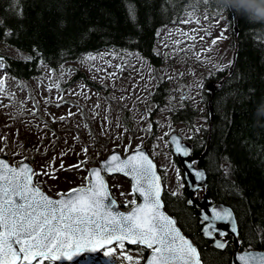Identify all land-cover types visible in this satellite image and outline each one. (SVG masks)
Masks as SVG:
<instances>
[{
  "label": "trees",
  "instance_id": "16d2710c",
  "mask_svg": "<svg viewBox=\"0 0 264 264\" xmlns=\"http://www.w3.org/2000/svg\"><path fill=\"white\" fill-rule=\"evenodd\" d=\"M192 5L207 18L224 20L232 53L231 13L216 0H0V43L20 55L1 56V70L15 81H29L40 75L41 65L54 72L85 55L105 51L133 54L158 67L157 32L177 24L185 12L193 10ZM233 15L236 48L230 74L211 95L204 92L206 84L220 81L227 68L203 79L201 111L183 101L166 114L172 125L190 131L202 114L205 127L191 131L195 134L186 140L192 146L191 157H198L206 145L209 105L212 118L207 149L194 165L205 173L209 200L232 210L239 250L251 245L252 250L264 251V23H249L244 17L237 21L235 12ZM77 79L90 84L83 74L71 81ZM168 94L164 81L153 87L149 99L155 113L165 108ZM151 116L148 120L153 129ZM172 162L182 183L173 156ZM161 199L164 211L197 247L203 264H230V241L218 251L203 239L198 211L186 206L183 189L176 195L163 189Z\"/></svg>",
  "mask_w": 264,
  "mask_h": 264
},
{
  "label": "rangeland",
  "instance_id": "374dc122",
  "mask_svg": "<svg viewBox=\"0 0 264 264\" xmlns=\"http://www.w3.org/2000/svg\"><path fill=\"white\" fill-rule=\"evenodd\" d=\"M188 12L177 24L157 32L154 51L161 59L158 67L133 54L105 51L85 55L54 72L41 65L37 78L15 81L1 70L0 63L6 93L0 94V157L13 164L28 161L32 168L58 176H40L36 181L42 191L55 197L57 192L83 184L86 171L68 165L86 161L82 168L87 169L112 150L124 154L125 145L130 144L132 150L145 147L163 177L162 188L170 195L180 194L183 183L166 138L176 133L186 141L206 124L199 114L191 132L182 125H172L166 112L183 101L201 111L203 79L228 68L231 58V37L224 20L196 12L192 22H181ZM1 56L20 57L0 43ZM90 56L96 59H86ZM77 74H83L90 84L81 79L71 81ZM162 81L169 94L165 108L155 113L149 96ZM85 148L87 155L82 151ZM53 158L54 164H50ZM107 181L117 204L129 207L126 205L133 197L120 195L121 191L131 192L129 182L119 176L107 177ZM196 196L199 198L200 192Z\"/></svg>",
  "mask_w": 264,
  "mask_h": 264
},
{
  "label": "snow or ice",
  "instance_id": "6c2138e0",
  "mask_svg": "<svg viewBox=\"0 0 264 264\" xmlns=\"http://www.w3.org/2000/svg\"><path fill=\"white\" fill-rule=\"evenodd\" d=\"M191 7L193 10L186 13L187 19L181 22H192L196 6ZM131 15L135 16L134 10ZM241 17L236 14L237 21ZM0 94H6L3 78H0ZM172 142L177 154H189L177 138L173 137ZM82 151L87 155V148ZM124 151L122 157L112 150L98 167L83 169L86 161L68 165L86 171L87 175L83 177L82 186L57 192L58 198L46 195L36 182L40 176L52 179L58 176L40 172L23 161L13 164L0 159V264H75L78 258H86L85 254L101 249L110 260L119 250L121 264H142V261L143 264H203L197 247L181 233L177 221L162 211V186L153 161L140 146L132 150L128 144ZM54 160L49 163L54 164ZM59 167L63 169L65 165L61 163ZM191 171L198 184L204 174ZM115 174L131 181V192H120L121 196L133 197L126 205L130 206L127 212L117 210V201L111 194L107 177ZM197 192L194 185L193 194ZM192 202V199L187 201ZM209 211L210 216H201L206 222L203 234L212 238L213 232H217L220 239L215 240L214 247L223 250L227 246L224 238L228 232L220 231L216 222L231 224L235 233L233 212L228 208H210ZM126 245L140 250L133 255ZM143 249L150 250L146 258ZM234 260L237 264H264V252L253 251L249 245L238 250Z\"/></svg>",
  "mask_w": 264,
  "mask_h": 264
},
{
  "label": "water",
  "instance_id": "95a60500",
  "mask_svg": "<svg viewBox=\"0 0 264 264\" xmlns=\"http://www.w3.org/2000/svg\"><path fill=\"white\" fill-rule=\"evenodd\" d=\"M230 13H231V17H232V33H233L232 34L233 51H232V54H231V60H230V64L228 66L226 75L220 81H218V82H209L205 86L204 92L207 93V94H210V95L213 93L214 90H216V89H218L220 87V85L222 84V82L230 74L231 69H232V66H233V62H234L235 48H236V44H235L236 29H235V18H234L233 12L230 11ZM208 104H209V102L207 103V105ZM208 113H209V124H208V130H207V134L208 135H207L206 145H205L204 151L198 157H191V149H192V146L190 144H188L187 142H184L181 139V137L179 135H177L176 133H171L170 135H168V137L166 138V142H167V144L169 146V149L171 151V154L173 155V157H174V159H175V161L177 163V166H178V168H179V170L181 172V176H182V180H183V194L186 197V202H185L186 206H188V207L193 206L194 209H196L198 211L199 224L201 226L200 227V232H201V235H202L203 239H205L207 241H210V245H211V247L213 249L218 250V251H221V250H219V249H217V248L214 247L215 240L220 239V237H219V235H218L217 232H215V231L213 232L212 238L206 237L203 234L202 228L206 226V222H204V221L201 220V216L202 215H205V214H207V215L210 216V211H209L210 208L220 209V208H228V207L227 206H224L222 204H219V203L211 202L209 200V198L207 197V184H206V176H205V173H204L203 169H201V168H199V167H197V166L194 165V163L195 162H198L200 159H202L203 156H204V154L206 153L207 143H208V138H209V128H210V125H211V118H212V114H211V110H210L209 105H208ZM173 137L177 138L179 140V142L189 150V154L187 156L179 155V154H177L175 152V144L172 142V138ZM141 148L147 154L146 148L145 147H141ZM115 152L119 153L116 150H115ZM110 153H111V151L108 152L102 159H100L98 161V164L97 165H94V166H91V167H88V168L98 167L99 162L102 161L103 159H105L107 156H109ZM120 155L122 157H124L125 156V153L124 154H120ZM148 157H149V155H148ZM0 159H5V158L0 157ZM23 162L31 166V164L29 162H27V161H23ZM191 170H197V171H200V172H202L204 174L203 175V178L200 180V182L198 184H197L196 178L192 174V171ZM156 173L159 176V174L157 172V169H156ZM86 174H87V172H86ZM111 176H121V177H123L124 179H126L129 182L130 187H131V181H130L129 178L124 177L121 174H115V175H111ZM160 183H161V180H160ZM194 185L198 188V191L201 192L199 198L194 197V194H193V186ZM161 186H162V184H161ZM45 194L48 195L47 193H45ZM50 197H52V196H50ZM52 198H58V197H52ZM189 199H192V201H193L191 204H188L187 203V201ZM139 202L140 201L138 200V203ZM117 210H119L121 212H127L129 210V208L127 210H121L117 206ZM162 211H164V209H162ZM164 213L166 215H168L165 211H164ZM170 218H172V217H170ZM233 220L235 222L234 216H233ZM216 226H217V228L220 231H226V232H228V236L225 237L224 239L225 240L228 239L230 241V244H231V247H232V252H231V255H230V264H237V262L234 260V254L239 250V245L237 243V241H238L237 240V229H236V232L233 233L232 230H231V228H232L231 224L225 225L223 222H216ZM235 228H236V223H235ZM253 251L264 252L262 250H253ZM150 254L151 253H150V250H149L148 256Z\"/></svg>",
  "mask_w": 264,
  "mask_h": 264
},
{
  "label": "clouds",
  "instance_id": "9594fccd",
  "mask_svg": "<svg viewBox=\"0 0 264 264\" xmlns=\"http://www.w3.org/2000/svg\"><path fill=\"white\" fill-rule=\"evenodd\" d=\"M224 11L242 15L249 23H264V0H216Z\"/></svg>",
  "mask_w": 264,
  "mask_h": 264
},
{
  "label": "flooded vegetation",
  "instance_id": "af4514ba",
  "mask_svg": "<svg viewBox=\"0 0 264 264\" xmlns=\"http://www.w3.org/2000/svg\"><path fill=\"white\" fill-rule=\"evenodd\" d=\"M119 205L117 204V206L121 210H127L129 208V207L128 208H122V206L121 205L119 206ZM198 223H199V221H198ZM126 247L132 251L133 255H135V253L140 250L139 248H137L134 245H126ZM143 253H144V257L146 258L149 254V250L143 249ZM85 255H86V258H78L75 261V264H121V257H120L119 250H116L113 253V259H111V260L105 258L103 249H101L97 252L88 253ZM142 264H143V261H142Z\"/></svg>",
  "mask_w": 264,
  "mask_h": 264
}]
</instances>
